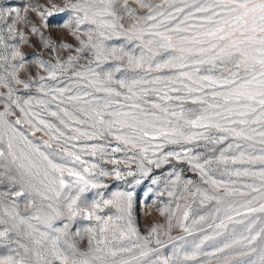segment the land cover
<instances>
[{
	"label": "snow or ice",
	"instance_id": "1",
	"mask_svg": "<svg viewBox=\"0 0 264 264\" xmlns=\"http://www.w3.org/2000/svg\"><path fill=\"white\" fill-rule=\"evenodd\" d=\"M23 12L0 8V264H264V0Z\"/></svg>",
	"mask_w": 264,
	"mask_h": 264
},
{
	"label": "rangeland",
	"instance_id": "2",
	"mask_svg": "<svg viewBox=\"0 0 264 264\" xmlns=\"http://www.w3.org/2000/svg\"><path fill=\"white\" fill-rule=\"evenodd\" d=\"M36 3H40V4H44L46 3V0H0V8H20L21 9V16L25 15V13L23 12V8L26 4H36ZM27 15L34 19L37 20L38 22V18L35 17V14L32 13L31 10L28 11ZM8 19H11V17L9 16ZM57 20L62 19V17H57ZM55 22V21H54ZM17 27L20 30H23L26 34L28 33V27L23 23V21H21ZM53 35L55 36H63L64 32L62 29H56L53 28L51 29ZM119 43V42H117ZM25 52L31 54L32 49L25 47L23 49ZM42 134L37 133V137H40ZM105 167L111 168V165H105ZM181 167H186V166H181ZM159 174V173H157ZM185 176L188 178H193V173H191L190 171H185ZM124 185L118 183V182H113L110 186V191H114L117 188L120 189H124ZM149 187L155 188V186L151 185V180H145L143 185H141L140 187H138L136 189V214H137V218H138V224L141 228V230L143 231L146 227V222H150L151 220L154 219H158L159 218V214L157 212H155V210L153 208H149V211L152 212V216L149 218H146L144 215V205H145V196L147 194V189ZM4 190L3 186L0 185V191ZM91 195V194H89ZM156 199L155 194L151 195L149 203L151 200ZM4 249H0V254L4 253Z\"/></svg>",
	"mask_w": 264,
	"mask_h": 264
}]
</instances>
